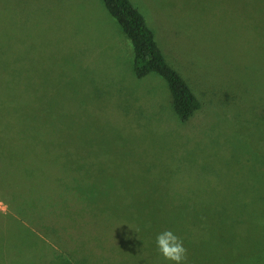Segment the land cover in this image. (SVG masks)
<instances>
[{"label": "rangeland", "instance_id": "rangeland-1", "mask_svg": "<svg viewBox=\"0 0 264 264\" xmlns=\"http://www.w3.org/2000/svg\"><path fill=\"white\" fill-rule=\"evenodd\" d=\"M130 1L202 102L186 122L163 78L135 77L102 0H0V121L82 166L59 190L11 181L3 238L24 241L22 264H172L155 245L171 230L186 264H264V0ZM212 245L226 255H198Z\"/></svg>", "mask_w": 264, "mask_h": 264}, {"label": "crops", "instance_id": "crops-1", "mask_svg": "<svg viewBox=\"0 0 264 264\" xmlns=\"http://www.w3.org/2000/svg\"><path fill=\"white\" fill-rule=\"evenodd\" d=\"M217 91L219 90L211 87L207 83V105L208 107L214 106L216 108L218 105L219 108L223 106L225 108L226 104L217 98ZM260 117L262 118L261 122L264 123L263 113L260 114ZM18 122L14 118L9 121L6 119L3 122L2 120L0 121V264H22L23 253L28 251L25 250L24 241L8 239L7 237L3 238V235L5 233L7 234L9 229V231H18L17 225L8 226L5 224L6 222H3V216L18 215L14 213L16 208L15 197L13 198L10 194L12 193L10 186L13 184L11 181L39 184L42 181V177L51 175L55 180L54 188L59 190V187H64L59 182L61 179L64 180L68 176L67 181L70 182L77 177H81L82 174V166L80 164H66L61 159L64 155L57 158L59 156L57 155L59 152L57 151V147L60 148L62 146L57 145L58 139L56 135L54 140L56 143L51 144L44 139V144L40 145L38 144L35 126L21 128L18 127ZM51 155L53 156L52 165L49 163ZM64 166L67 167L66 170L63 169ZM65 171L66 177L64 178L62 176L65 175ZM74 172H78V175H73V177L72 174ZM46 179L48 180L47 177ZM69 186L70 190L68 191L72 195L71 199L75 198L81 201L80 196L76 198L80 194L71 185ZM75 199L72 200V205H76ZM14 216L13 220L15 218ZM31 260L33 261V259Z\"/></svg>", "mask_w": 264, "mask_h": 264}, {"label": "trees", "instance_id": "trees-1", "mask_svg": "<svg viewBox=\"0 0 264 264\" xmlns=\"http://www.w3.org/2000/svg\"><path fill=\"white\" fill-rule=\"evenodd\" d=\"M102 2L133 47L135 77L141 79L150 73H155L163 78L171 94L175 115L181 122L189 120L201 108V102L186 80L167 63L154 32L143 15L130 0H102ZM57 151L61 153H57L59 155L57 158L64 155L59 147ZM63 169L66 170L67 167L64 166ZM204 239L212 240L210 234L204 236L202 240ZM187 252L188 259L192 253L188 249ZM197 253L205 258L216 257V255H226V250L224 246L212 245L201 248Z\"/></svg>", "mask_w": 264, "mask_h": 264}, {"label": "clouds", "instance_id": "clouds-1", "mask_svg": "<svg viewBox=\"0 0 264 264\" xmlns=\"http://www.w3.org/2000/svg\"><path fill=\"white\" fill-rule=\"evenodd\" d=\"M157 253L172 264H186L187 249L183 240L171 230H164L155 238Z\"/></svg>", "mask_w": 264, "mask_h": 264}]
</instances>
